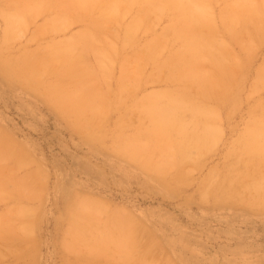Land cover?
<instances>
[{
	"label": "rangeland",
	"instance_id": "1",
	"mask_svg": "<svg viewBox=\"0 0 264 264\" xmlns=\"http://www.w3.org/2000/svg\"><path fill=\"white\" fill-rule=\"evenodd\" d=\"M117 1L0 0V264H264V0Z\"/></svg>",
	"mask_w": 264,
	"mask_h": 264
},
{
	"label": "bare ground",
	"instance_id": "2",
	"mask_svg": "<svg viewBox=\"0 0 264 264\" xmlns=\"http://www.w3.org/2000/svg\"><path fill=\"white\" fill-rule=\"evenodd\" d=\"M116 1H117V0H116ZM119 1H120V0H119ZM241 1L243 2V0H241ZM245 1H246V0H245ZM117 2H118V1H117ZM117 2H116V3H117ZM247 2H248V1H247ZM251 2H253V1H250V2H248V3L251 4ZM114 4H115V3H114ZM243 4H244V2H243ZM243 4L241 3V8H243V7L246 8V5H245V6H242ZM252 4H253V3H252ZM252 4H251V5H252ZM254 4H255V2H254ZM256 4H257V3H256ZM263 4H264V3H263ZM263 4L260 5V4L258 3L257 6L260 5L258 8H257L256 5H253L254 7H253V6H252V7L255 8V9H252L251 5H247V8L249 9V12H247V11H248L247 9H245V10H246V11H245L244 8H243V9L237 8L239 4H237V6H235L234 8H237L236 10H238V11H239V9H240V12H242L241 10H243V12L245 11L244 13H247L249 16H250V14H252V17H253V16H256L255 12H256V13L258 12V11H256V9L259 10V8H260L261 6H262V7L264 6ZM249 7H251V8H249ZM236 10H235V12H236ZM252 10H253V12H254V10H255V12L253 13ZM238 11H237L236 13H239ZM259 11H260V10H259ZM263 12H264V9H263ZM260 13H261V12H260ZM245 18H246V15H245ZM245 18H244V21H245ZM248 18H250V17H248ZM262 18H263V17H262ZM7 19H8V18H7ZM246 20H247V18H246ZM249 20L251 21V19H249ZM249 20H248V21H249ZM256 21H258V23L260 24V21H259V20H256ZM263 21H264V18H263ZM251 22H252V21H251ZM246 23H247V21H246ZM246 23H244V24H245V27H246ZM253 23H255V22H252V25H253ZM10 24H11V23H10ZM263 24H264V22H263ZM229 26H230V25H229ZM260 27H261V26H260ZM260 27H259V29H260ZM10 28H11V26H10ZM254 28H255V26H254ZM259 29H258V30H259ZM251 30H252V29H251ZM253 30H254V32H256L255 30H257V29L255 28V29H253ZM259 31H260V30H259ZM250 32L252 33V31H250ZM245 33H246V31L244 32L245 39L248 38V40L243 41V37H242L241 39H242V41H243L244 43L247 42V41H249L248 43H246V45H248V44L251 45L253 42H251V40H249V39L251 38V35H252V34H251V35H248V34H247L248 37H246V34H245ZM255 35H256V34H255ZM242 36H243V35H242ZM256 36H257V35H256ZM252 37H253V35H252ZM257 38H258V36H257ZM239 40H240V39H239ZM239 40H238V41H239ZM63 41H64V40H63ZM250 42H251V43H250ZM63 43H64V42H63ZM63 43H62V44H63ZM65 43H67V42H65ZM76 43H77V42H76ZM58 44H59V42H57V46H58ZM60 44H61V43H60ZM67 44H68V43H67ZM71 46H72V45H71ZM74 46H75L74 48H76V45H74ZM251 46H252V45H251ZM51 47H52V46H51ZM245 47H246V46H245ZM247 47H248V46H247ZM247 47H246V49H249V48H250V47H249V48H247ZM48 48H50V47H48ZM48 48H47V49H48ZM71 48H72V47H71ZM71 48H70V49H71ZM54 49H55V48H54ZM62 49H63V48H62ZM72 49H73V48H72ZM72 49H71V50H72ZM55 50H56V51H59L60 48H59V50H58V49H55ZM74 50H75V49H74ZM68 51H69V50H68ZM64 52H65V51H64ZM73 52H74V51H73ZM59 53H60V52H59ZM46 54H47V53H46ZM68 54H70V53L68 52ZM78 54H79V53H78ZM51 55H52V54H51ZM70 55H71V54H70ZM79 55H81V54H79ZM79 55H78V57H79ZM60 56H61V55H60ZM66 56H67V55H66ZM51 57H52V56H51ZM51 57H49V58H51ZM53 57H54V55H53ZM53 57H52V58H53ZM61 57H62V56H61ZM61 57H59V59H60ZM55 58H56V57H55ZM76 58H77V57H76ZM43 59H44V57H43ZM80 59H81V56H80ZM56 60H57V59H56ZM68 60H69V59H68ZM42 61H43V60H42ZM50 61H51V60H50ZM54 61H55V60H54ZM78 63H80V62H78ZM80 64H81V63H80ZM48 65H49V64H48ZM43 66H44V65H43ZM45 66H46V65H45ZM78 66H80V65L78 64ZM11 67H12V66H11ZM46 67H47V66H46ZM82 67H83V66H82ZM24 69H25V68H24ZM27 69H28V68H27ZM73 69H74V68H73ZM77 69H78V68H77ZM68 71H69V70H68ZM37 76H38V75H37ZM63 77H64V76H63ZM63 79H65V78H63ZM76 81H77V80H76ZM28 82H30V81L28 80ZM30 83H31V82H30ZM75 83H76V82H75ZM84 83H85V82H84ZM87 84H88V83H87ZM78 87H79V86H78ZM54 88H55V87H54ZM54 88H52V89H54ZM90 88H91V87H90ZM77 89H78V88H77ZM79 89L81 90V88H79ZM67 91H68V90H67ZM78 91H79V90H78ZM82 91H83V90H82ZM75 92H76V91H75ZM85 93H86V92H85ZM82 94H83V93L81 92V95H82ZM73 96L76 97L74 94H73ZM56 97H57V96H56ZM60 98H61V97H60ZM61 100H63V99H61ZM63 102H64V101H63ZM89 102H90V101H89ZM57 103H58V102H57ZM74 103H76V102H74ZM63 104H64V103H63ZM168 106H169V105H168ZM169 107H170V106H169ZM88 108H89V107H88ZM171 108H172V107H171ZM166 109H167V108H166ZM86 111H87V110H86ZM64 113H66V111H65ZM171 114H172V113H171ZM171 114H170V118H171V116H172L171 119L173 120V119L176 117V115H174V113H173L174 116L171 115ZM87 116H88V115H87ZM172 122H173V121L168 120V119L165 120V121H162L161 123L156 122V123L154 124V125H155L154 128H155V130H159V131H161V132H162V131H163V132H166V131H167V128L172 124ZM170 127H171V126H170ZM204 130H205V129H204ZM206 130H207V129H206ZM202 131H203V130H202ZM204 132H205V131H204ZM255 133H256V132H255V129H254V128H251L250 130H248V133H247V134H248V136H250L251 140L249 141V143H247L246 148H250V147H252L254 144H256V145L261 144L258 140L255 139V137H256V136H255V135H256ZM203 134H204V133H203ZM203 134H202V135H203ZM157 135H158V134H157ZM200 136H201V134H200ZM200 136H199V137H200ZM155 137H156V136H155ZM158 138H159V137H158ZM164 138H165V139H168L167 137H164ZM148 141H150V140H148ZM140 143H141V142H140ZM142 143H143V142H142ZM167 143H169L168 140H167ZM184 146H185V143H184ZM205 146H206V144H205ZM169 150H170V149H169ZM0 151H1V150H0ZM172 153L174 154V152H172ZM172 161H173V160H172ZM175 162H176V161H175ZM175 162H174V163H175ZM171 164H172V163H171ZM160 166H161V165H160ZM232 183H233V182H232ZM232 183H231V184H232ZM232 185H233V184H232ZM230 190H231V189H230ZM260 190H261V189H260ZM251 192H252V191H251ZM259 194H260V193H259ZM260 199H261V198H260ZM260 201H261V200H260ZM260 201H259V202H260ZM261 202H262V201H261ZM256 204H257V203H256ZM260 204H261V203H260ZM262 205H263V203H262ZM126 229H127V228H126ZM143 234H144V233H143ZM127 238H128V237H127ZM128 239H129V238H128ZM128 239H126V242H127ZM141 241H142V240H141ZM126 245H127V244H126ZM137 245H138V244H137ZM151 245H152V244H151ZM135 247H136V246H135ZM139 247H140V245H139ZM148 247H149V246H148ZM137 248H138V247H137ZM137 248H136V250H137ZM123 249H125V248H123ZM128 250H129V247H128ZM149 251H150V250H149ZM128 254H129V253H128Z\"/></svg>",
	"mask_w": 264,
	"mask_h": 264
}]
</instances>
